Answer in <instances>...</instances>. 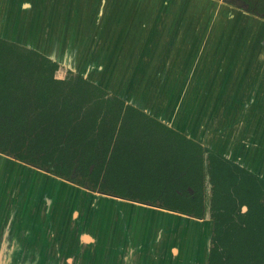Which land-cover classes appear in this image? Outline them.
Returning a JSON list of instances; mask_svg holds the SVG:
<instances>
[{
  "label": "crops",
  "instance_id": "crops-1",
  "mask_svg": "<svg viewBox=\"0 0 264 264\" xmlns=\"http://www.w3.org/2000/svg\"><path fill=\"white\" fill-rule=\"evenodd\" d=\"M71 1L56 10L58 24L52 11L29 12L47 25L32 24L29 44L14 3L0 0V36L69 69L76 53L89 79L264 178V19L237 10L209 29L208 0H95L91 12L83 0L73 20ZM107 64L117 69L109 81L93 71ZM130 202L0 152V264H207L208 216Z\"/></svg>",
  "mask_w": 264,
  "mask_h": 264
},
{
  "label": "trees",
  "instance_id": "trees-1",
  "mask_svg": "<svg viewBox=\"0 0 264 264\" xmlns=\"http://www.w3.org/2000/svg\"><path fill=\"white\" fill-rule=\"evenodd\" d=\"M249 7L264 13V0ZM58 67L0 36V152L89 189L196 218L205 215L208 183L207 264H264L263 177L81 72L56 77Z\"/></svg>",
  "mask_w": 264,
  "mask_h": 264
},
{
  "label": "rangeland",
  "instance_id": "rangeland-1",
  "mask_svg": "<svg viewBox=\"0 0 264 264\" xmlns=\"http://www.w3.org/2000/svg\"><path fill=\"white\" fill-rule=\"evenodd\" d=\"M76 1H78V2H76ZM94 2H95V0H89V2H88L89 3L88 5L90 7V9H89L90 12H91V10L93 9V7L95 5L97 7H99L97 1H96L97 4H95ZM12 3H14L13 5L15 7V8L13 7L14 8L13 12H15V14L17 13L18 14L17 16H20V15L22 16L21 17V21L19 22V25L16 26V28L20 31L19 33H21L24 36L23 39H21V40H23L25 42H28L29 44H32L31 42H33V40L35 42H37V40H38L37 38H35V37H38L37 35L35 36L36 33L34 32V34H32L33 33L32 32V30H33L32 24H34L35 28L40 26L42 23H43V26L46 25V23H44L42 20H40V21L35 20L34 23H33L31 18L28 17L29 12L31 13V12L39 11V12H41L42 16L46 17V15H48L47 13H49L50 11H52V14H54L56 12V10L58 12H60L61 7H63L61 0H12ZM23 3L25 5H23ZM20 4H21V6H20ZM204 4H205L204 6L208 9V11L210 13H212L214 15V17H216V18H214V20L209 22V24H210V28L209 29H211L212 24H213L212 28L216 29L218 27V23H217L216 19H219V17H221V15H223L225 17V16H227L226 14L229 13L230 15L235 16L236 15L235 12L237 10L238 11L240 10V12H248V13H250L249 11H247V4L244 3L241 0H208ZM63 5H65L66 8L68 6V9H67L68 12H69L70 8L73 9L72 12L70 11L71 15L69 13V16H71V18L73 17L72 18L73 20H76L77 18L80 19V18L83 17V16H76L78 13L82 14V11L85 10L86 4H83V0H72L71 3L63 4ZM16 6H17V8H16ZM19 7H21V8H19ZM199 9L201 10L202 7L198 8V11H199ZM204 12H205L204 9H202L201 12L199 11L200 14H203ZM187 13H190V12H187ZM90 14L91 13H89V15ZM250 14L256 15L254 13H250ZM256 16H258L261 19H264V15L263 14L262 15H256ZM75 17H77V18H75ZM104 18H106V15H104ZM52 19H53V25L54 24H58V22L59 21L61 22V20H62L61 17L57 16L56 13H55V15L52 16ZM5 25L6 26L10 25L9 21ZM241 25H244V24L242 23ZM261 28H263V27H261ZM259 29L260 28H258V27H254V30H259ZM235 30H237V29H235ZM262 31L264 33V28H263ZM39 40H40V37H39ZM40 42L43 43V41H40ZM262 45H264V39H263V41L261 43V47H262ZM187 46H189V44H187ZM204 46H205V42H201V44L199 45V48L200 47L204 48ZM71 57L73 58V60H75V62L72 64V66H75V69H71V68L70 69L75 71V72H81L82 70L80 68L78 55L76 53H73V54H71ZM91 59L92 58H90L89 60H91ZM68 69L69 68H67V66L65 64H60L55 73H56V75H58L60 77H64L66 75ZM116 70L117 69H115V64L113 66H111V67H110V65L107 64L105 69H102V70H99V71H97V70H93V71L95 73L97 72L99 75L105 74L106 76H103V77H105L106 80L109 81V76L113 77V75H114ZM106 88L110 90L111 87H106ZM179 97H185V96L179 95ZM157 98L158 97H156V101L154 102L155 105H158V102H161V101H159V99L157 100ZM203 121H204V119H203ZM206 121H207V119H206ZM191 122L193 124L194 120H191ZM199 129H201V123L199 124V123L196 122L194 130L198 132ZM199 135H201L202 139H204L203 135H206V134H199ZM222 141H223L222 138L218 135L217 138H216L215 143L216 144L219 143L218 146L220 147ZM205 142H206V140H205ZM70 181L73 182L75 185H78V186H80L82 188L89 189L88 187L82 186V185H80V184H78V183H76V182H74L72 180H70ZM89 190H92V189H89ZM205 193H206V195H207V193H209L208 184L206 185ZM149 257H152V256L150 255ZM172 263H173V261H172ZM205 264H206V261H205Z\"/></svg>",
  "mask_w": 264,
  "mask_h": 264
},
{
  "label": "water",
  "instance_id": "water-1",
  "mask_svg": "<svg viewBox=\"0 0 264 264\" xmlns=\"http://www.w3.org/2000/svg\"><path fill=\"white\" fill-rule=\"evenodd\" d=\"M48 56V55H47ZM50 58H52V59H54L52 56H49ZM54 60H56V59H54ZM58 61V60H57ZM59 62V61H58ZM72 69V68H71ZM84 75V74H83ZM55 76L56 77H60V76H58V75H56V73H55ZM85 76V75H84ZM85 77H87V76H85ZM88 78V77H87ZM122 98H125L124 96L122 97ZM131 104H133V105H135V106H137V107H139L138 105H136V104H134V103H131ZM140 108V107H139ZM32 166H34V167H36V168H38V169H40L38 166H36V165H33V164H31ZM44 171H46V170H44ZM208 184V183H207ZM206 184V185H207ZM82 186H85V185H82ZM208 186H209V184H208ZM93 191H97V193H99V194H101V195H104V194H106V193H104V192H100V191H98V190H93ZM107 195H111V194H107ZM113 198H115V199H118V200H123V201H131L130 203H132V204H137V203H141V204H143V205H146V206H149V207H158V206H155V205H152V204H150V203H147V202H140V201H134V200H130V199H127V198H123V197H120V196H116V195H111ZM208 197H209V193H207V195H206V211H205V215L204 216H208L209 217V203H208ZM120 205H123V204H120ZM161 208V207H160ZM162 209H164V208H162ZM243 209H245V206H243ZM168 210V209H167ZM208 210V211H207ZM169 211H172V210H169ZM172 212H175V211H172ZM177 213H179V212H177ZM180 214H183V213H180ZM185 216H190V215H187V214H185ZM193 217V216H192ZM194 218H196V217H194ZM210 218V217H209ZM209 244H210V240H209ZM209 246V245H208Z\"/></svg>",
  "mask_w": 264,
  "mask_h": 264
},
{
  "label": "flooded vegetation",
  "instance_id": "flooded-vegetation-1",
  "mask_svg": "<svg viewBox=\"0 0 264 264\" xmlns=\"http://www.w3.org/2000/svg\"><path fill=\"white\" fill-rule=\"evenodd\" d=\"M241 1H243L244 3H246L247 4V11H249L250 13H254V14H256V15H264V13H260V12H255L254 10L255 9H251L250 7H249V2H251L254 6H256L257 5V3H258V0H249V2H247V0H241ZM60 65V64H59Z\"/></svg>",
  "mask_w": 264,
  "mask_h": 264
},
{
  "label": "bare ground",
  "instance_id": "bare-ground-1",
  "mask_svg": "<svg viewBox=\"0 0 264 264\" xmlns=\"http://www.w3.org/2000/svg\"><path fill=\"white\" fill-rule=\"evenodd\" d=\"M61 1H64V0H61ZM65 1H67V0H65ZM249 14V13H248ZM251 15V14H250ZM60 52V51H59ZM81 69H84L85 70V65H83L82 67H81ZM138 103H141V104H145V106L148 104V107L149 108H151L149 105H150V103L148 102V99H147V101H146V99H144V100H139V102ZM147 103V104H146ZM204 137V136H203Z\"/></svg>",
  "mask_w": 264,
  "mask_h": 264
}]
</instances>
